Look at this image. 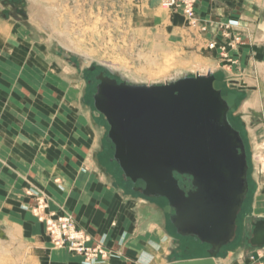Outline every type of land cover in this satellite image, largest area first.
Instances as JSON below:
<instances>
[{"label":"crops","instance_id":"0c3cea01","mask_svg":"<svg viewBox=\"0 0 264 264\" xmlns=\"http://www.w3.org/2000/svg\"><path fill=\"white\" fill-rule=\"evenodd\" d=\"M0 1L3 3L0 8V36L3 38L13 24L12 17L6 12L9 7L2 10V7L6 8V0ZM251 2L264 7V0ZM229 4L227 0H201L197 16L202 23L211 24L208 26L211 31H217L219 21L231 15ZM148 6L158 9L161 0H148ZM167 16L170 25L163 20L159 23L155 20L162 34L169 32L170 37H179L180 30H189L182 11H170ZM259 27L257 36L254 34L257 28L253 25L243 27L240 22L230 32L234 37L244 34L249 40V49L257 54L253 45L257 41L264 43V21ZM13 50L0 48V54L8 56ZM259 61L264 63V44ZM20 75L13 73L12 77L0 80V86L22 89L24 86H38L39 93L12 92L7 96L5 114L0 115L7 120L4 128L0 125V131L5 129L9 136L7 142L0 146L1 151L7 152L6 157L0 155V264H89L82 255L58 248L51 242L45 224L31 209L36 204L35 194L38 193L47 196L49 211L71 213L81 228L95 238L104 239L111 255L105 262L96 264H169L209 256H214L217 264H264V259L250 258L259 248L251 243L254 220L264 218V186L261 183L249 206L241 211L234 237L219 253L212 254V245L201 242L196 236L177 233L170 221L172 208L165 197L125 193L123 189L130 182L114 160L115 149L108 132L105 138L101 129L88 125L86 117V124L80 123L77 119L84 118L82 114L75 118L73 111H65L63 116L61 105L60 109L54 110L56 119L61 122L62 118L66 119V126L61 127L66 132L55 128L52 155L45 158L36 148L45 141V125L41 120L45 118L44 110L37 109V115H34L35 111L26 112L14 103L44 102L46 99L40 87L51 88L50 81L40 82L37 78L27 84L19 79ZM55 91L51 97L60 103L61 95L56 98ZM256 93L257 96L247 100L246 108L258 111L248 104L257 97L255 101L258 104L262 102L260 111L264 112V97L261 94L260 99ZM260 127H264V123ZM18 134H21L20 142L11 140ZM14 151H22L20 158H13L11 154ZM129 186L132 188L131 183ZM258 208H261L260 212Z\"/></svg>","mask_w":264,"mask_h":264},{"label":"rangeland","instance_id":"374dc122","mask_svg":"<svg viewBox=\"0 0 264 264\" xmlns=\"http://www.w3.org/2000/svg\"><path fill=\"white\" fill-rule=\"evenodd\" d=\"M227 1L230 2L228 12L231 15L219 21L217 31H211L208 27L211 24L202 23L196 11L199 20L197 27L191 26L185 17V24L188 25L189 30L182 29L179 32V37H170L169 32L162 34L155 23V20L157 22L163 20V23L170 25L167 16L170 10L163 6L162 0L158 9L148 6V0H37L40 4L53 7L47 21L45 16L34 21L30 19L33 12L29 5L30 0H6L4 4L6 8L2 7V10L9 7L6 12L12 17L13 26L8 29L7 34H4L6 36L3 38L0 36V42L3 41L0 48L10 47L14 50L8 54L9 57L0 54V80L12 77L14 73L17 76L21 74L19 79L25 80L27 84L30 80L37 78L40 82L50 81L51 88L40 87L41 94L46 99L44 102L39 104L33 102L14 103L26 112L35 111L34 115H37V109L45 112V118L41 119L42 122L44 120L45 125V141L36 148L41 150L42 155L46 156L45 158L52 155L51 150L54 143L52 134L55 128L59 131L61 127L66 126L65 118H62L61 122L54 117L56 116L54 110L60 109L59 105H61L63 116L65 111H73L75 118L82 114L84 118L77 119L80 120V123L86 124L85 117L88 118V125L101 129L103 136L107 137L109 124L104 115L96 110L93 99V95L97 91L95 76L105 71V68L114 72L113 77H118L119 73H122L124 77L136 82L163 83L175 76L177 79L188 74L177 76L176 70L172 67L167 68L162 63L164 59L170 63L173 61L179 64L185 63L191 66L192 70L197 72L196 74L215 72V86L222 89L223 96L229 99L230 120L244 137L249 163L250 189L241 211L249 206L259 188L258 184L261 183L264 186V151L260 150L257 144L260 138L264 141L262 138L264 137V127H260L264 123V112L260 111L262 102L258 104L254 98L253 101L248 102L259 112L246 108L247 100L251 99L253 95L257 96L256 92L259 93L260 99L261 94L264 97V63L259 61L262 59L264 43L257 41L253 45L257 54H253V49H249V40L244 34L243 36L237 35L242 36L241 40H236L235 44L231 45L235 37L231 32L230 36L227 35L226 26L231 20H237L243 27L253 25L254 28H257L254 31L257 36L259 25L264 21V7L253 4L251 0ZM2 4L0 1V8ZM250 16L251 18H249ZM25 20L26 23H24ZM153 26L157 29L155 27L153 29ZM233 28L231 27L229 30L234 31ZM189 32L192 34L190 35ZM60 33L67 36L71 42L64 39ZM64 43L69 44L70 47L65 46ZM80 50L87 51L93 58L88 61V58L79 52ZM257 62L258 64H256ZM93 66H95L94 70L91 69ZM123 66L131 70L132 73L147 69L157 75L141 80L130 72L124 71V74L123 71L117 69ZM53 69L54 72L59 73L52 72ZM164 71H168V74L163 75ZM196 74L189 73L188 75ZM251 80L254 84L253 88L245 89L244 83L251 84ZM38 89V86H24L23 89L6 85L0 86V115L5 114L6 100L9 94L12 92L38 94ZM53 90H56V98L61 95L60 103L55 102L51 97ZM30 122L32 123V121ZM6 123V119L0 118V125L3 126L1 128H4ZM80 125L78 124V126ZM61 131L62 133L66 132L62 128ZM7 136L6 130L2 129L0 131V146L7 142ZM11 140L20 142L21 134ZM109 141L114 148L110 138ZM6 153L0 150L1 156L6 157ZM21 154L22 151H14V154L11 155L14 159H18ZM96 160L101 163L99 157ZM176 176L181 186H186V189L191 188V177L186 180L179 174ZM128 182L131 183L132 188L128 183L127 188L123 189L125 193L136 196L142 194L134 187L143 185V182L133 183L131 180ZM241 211L237 226H239ZM172 212L174 213L173 209Z\"/></svg>","mask_w":264,"mask_h":264},{"label":"water","instance_id":"95a60500","mask_svg":"<svg viewBox=\"0 0 264 264\" xmlns=\"http://www.w3.org/2000/svg\"><path fill=\"white\" fill-rule=\"evenodd\" d=\"M96 78L94 106L109 124L114 159L126 178L143 182L134 187L143 195L168 200L178 234L196 236L219 253L235 235L250 186L246 144L215 74L154 84L118 81L104 71ZM176 174L190 176L191 188ZM253 226L251 243L264 247V218ZM169 264L217 262L209 256Z\"/></svg>","mask_w":264,"mask_h":264},{"label":"built area","instance_id":"2783aa9c","mask_svg":"<svg viewBox=\"0 0 264 264\" xmlns=\"http://www.w3.org/2000/svg\"><path fill=\"white\" fill-rule=\"evenodd\" d=\"M201 0H162L163 6L170 11H182L191 26L197 27L199 20L196 10ZM239 25L237 20H231L226 26L227 35L230 36V28ZM234 41H240L241 36H235ZM28 193L34 194L32 191ZM36 204L32 211L40 222L46 226V232L54 246L67 249L70 252L80 254L85 262L96 264L105 262L111 255V250L106 246L104 239L95 238L88 231L81 228L75 217L69 212L49 211V201L44 193L35 194ZM257 257L264 259V247L250 256L252 260Z\"/></svg>","mask_w":264,"mask_h":264},{"label":"bare ground","instance_id":"6f19581e","mask_svg":"<svg viewBox=\"0 0 264 264\" xmlns=\"http://www.w3.org/2000/svg\"><path fill=\"white\" fill-rule=\"evenodd\" d=\"M30 7L32 8V10H33V12H32V15H31V17H30V19L31 20H38V19H40V18H42V16L44 17L45 16V19H46V21H47V19H49L48 18V15H49V13L50 12H52L53 11V7H48L47 5H43V4H40V2L38 3L37 2V0H30ZM37 7V10H35V8ZM50 16V15H49ZM42 22H45V21H42ZM49 23V22H48ZM47 24V23H46ZM45 25V24H44ZM47 26V25H46ZM53 28V27H52ZM53 30V29H52ZM55 30V29H54ZM57 32V31H56ZM59 33V32H58ZM61 34V33H60ZM61 36L64 38V39H67L68 41H70L71 42V40H69L68 39V37L67 36H65V35H63V34H61ZM74 44V43H73ZM64 45L65 46H68V47H70L69 46V44H67V43H64ZM78 50V49H77ZM79 52H82L88 59V61L90 60V59H92L93 57L91 56V54L90 53H88L87 51H83V50H80ZM164 65H166L167 66V68L168 67H172L174 70H176L177 71V76H181L182 74H186V73H192V74H196L197 72L196 71H194V70H192L193 68L191 67V66H189V65H187V64H185V63H178V62H169L168 60H166V59H164L163 60V62H162ZM111 67V66H110ZM86 68H89V67H86ZM113 68V67H112ZM117 69H119L120 71H123V73L125 74V72L126 73H132V71L131 70H129L127 67H125V66H123V67H121V68H117ZM105 70V69H104ZM125 71V72H124ZM105 73L106 72H108L109 74H110V72L108 71V70H105L104 71ZM165 73L163 74V75H165V74H168V71H164ZM211 73H215V72H210V73H208V74H211ZM133 75H134V77H138V78H140L141 80H144L146 77H149V78H153V77H155L156 75H155V73L154 72H152V71H149V70H147V69H141V70H139V71H135L134 73H132ZM208 74H200V75H208ZM114 75V74H113ZM113 75H109V76H112L113 77ZM161 75V74H160ZM196 75H198V74H196ZM115 78H117V80L118 81H122V80H128L129 82H133V83H140V84H142V83H145L144 81H133V80H130L129 78H127V77H124L123 75H122V73L120 74L119 73V75H118V77H116L115 76ZM176 78V76L173 78V79H171V80H174ZM171 80H169V81H171ZM169 81H167V82H169ZM163 83H165V82H163ZM147 84H154V83H147ZM245 84V89L246 88H253L252 87V80H251V84L249 83V82H245L244 83ZM255 100H258L257 99V97H256V99ZM260 100V99H259ZM261 102V101H260ZM260 102H259V104H260ZM105 117V116H104ZM230 118V117H229ZM106 119V118H105ZM231 121V120H230ZM235 127V126H234ZM241 132V131H240ZM263 134V133H262ZM244 138V137H243ZM262 138H264V137H262ZM263 140V139H262ZM261 140V138L258 140V147H259V149L260 150H263L264 151V144H263V142L264 141H262ZM245 141V140H244ZM257 148V147H256ZM259 150V151H260ZM258 151V152H259ZM115 160V159H114ZM116 161V160H115ZM117 162V161H116ZM121 168V167H120ZM258 210H260L261 211V208L259 209L258 208Z\"/></svg>","mask_w":264,"mask_h":264},{"label":"flooded vegetation","instance_id":"af4514ba","mask_svg":"<svg viewBox=\"0 0 264 264\" xmlns=\"http://www.w3.org/2000/svg\"><path fill=\"white\" fill-rule=\"evenodd\" d=\"M106 73H108V72H106ZM105 73V74H106ZM100 73H98L97 75H99ZM97 75L95 76V78L97 77ZM106 75H110L109 73L108 74H106ZM96 82H97V85H98V83H99V80H97V78H96ZM243 87V86H242ZM222 90V89H221ZM222 93H223V90H222ZM226 98V97H225ZM227 99V98H226ZM228 101H229V99H227ZM230 117V116H229ZM234 125V124H233ZM186 180H188L189 179V177L190 176H183ZM191 186V185H190Z\"/></svg>","mask_w":264,"mask_h":264}]
</instances>
